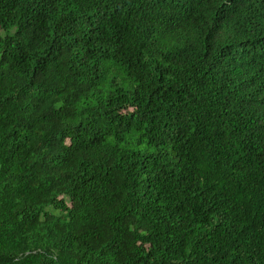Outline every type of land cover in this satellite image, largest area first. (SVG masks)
Segmentation results:
<instances>
[{"label":"trees","instance_id":"obj_1","mask_svg":"<svg viewBox=\"0 0 264 264\" xmlns=\"http://www.w3.org/2000/svg\"><path fill=\"white\" fill-rule=\"evenodd\" d=\"M0 264H264V0H0Z\"/></svg>","mask_w":264,"mask_h":264}]
</instances>
